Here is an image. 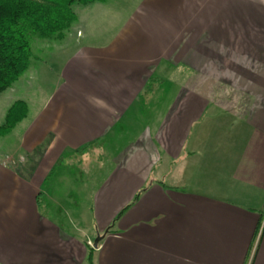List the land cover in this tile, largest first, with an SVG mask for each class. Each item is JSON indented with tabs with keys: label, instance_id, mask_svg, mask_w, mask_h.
I'll use <instances>...</instances> for the list:
<instances>
[{
	"label": "crops",
	"instance_id": "obj_1",
	"mask_svg": "<svg viewBox=\"0 0 264 264\" xmlns=\"http://www.w3.org/2000/svg\"><path fill=\"white\" fill-rule=\"evenodd\" d=\"M122 2L0 153V264H264V0Z\"/></svg>",
	"mask_w": 264,
	"mask_h": 264
},
{
	"label": "trees",
	"instance_id": "obj_2",
	"mask_svg": "<svg viewBox=\"0 0 264 264\" xmlns=\"http://www.w3.org/2000/svg\"><path fill=\"white\" fill-rule=\"evenodd\" d=\"M108 0H0V94L10 88L28 69L32 60V40H61L76 21L73 5L105 3ZM25 101H15L0 124V137L10 133L27 115ZM116 216V222L144 191ZM111 228V227H110ZM93 249L88 248L87 261L92 262Z\"/></svg>",
	"mask_w": 264,
	"mask_h": 264
},
{
	"label": "rangeland",
	"instance_id": "obj_3",
	"mask_svg": "<svg viewBox=\"0 0 264 264\" xmlns=\"http://www.w3.org/2000/svg\"><path fill=\"white\" fill-rule=\"evenodd\" d=\"M122 1L118 3L115 0H109L108 3L105 2L107 4L98 2L88 5L75 4L73 5V10L76 14V21L65 32L61 40L55 38L40 39L38 37L32 40L33 58L29 69L10 88L0 94V124L4 121L7 109L17 100L25 101L31 111L41 105L42 97L54 85L58 64L67 58L66 55L68 53L75 52L73 43L80 44L82 42L85 44L92 42V37H96L100 30L108 27L106 16L99 14L104 13L106 9L123 10ZM110 3L111 8L109 9L108 4ZM132 3V1H129L125 6ZM63 43L67 44L63 45ZM24 126L26 127V121L24 125L18 124L10 133L0 137V153H10L16 148V144H19V140L24 133ZM86 152L90 153L91 150L87 149ZM90 159L94 161V157L91 156ZM93 161L87 162V164L95 172V163ZM85 171L87 170L85 169ZM60 200L64 202L62 206H65L66 199L60 198ZM40 210L42 212L46 210L43 201L40 204ZM57 213L58 211L55 208L50 211V215L52 216L53 214L56 218ZM94 239L95 237L92 238L93 241ZM93 241L87 243L88 247H93Z\"/></svg>",
	"mask_w": 264,
	"mask_h": 264
},
{
	"label": "water",
	"instance_id": "obj_4",
	"mask_svg": "<svg viewBox=\"0 0 264 264\" xmlns=\"http://www.w3.org/2000/svg\"><path fill=\"white\" fill-rule=\"evenodd\" d=\"M102 237H103L102 235H97V237L95 238L94 243H93L94 248H96L98 246V243L100 242Z\"/></svg>",
	"mask_w": 264,
	"mask_h": 264
}]
</instances>
